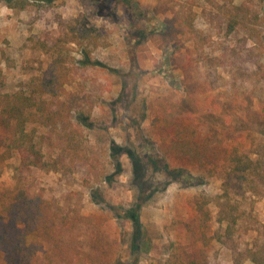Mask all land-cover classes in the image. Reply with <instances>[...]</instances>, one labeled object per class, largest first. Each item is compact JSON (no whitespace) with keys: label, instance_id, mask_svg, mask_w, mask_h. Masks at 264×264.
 <instances>
[{"label":"rangeland","instance_id":"374dc122","mask_svg":"<svg viewBox=\"0 0 264 264\" xmlns=\"http://www.w3.org/2000/svg\"><path fill=\"white\" fill-rule=\"evenodd\" d=\"M259 9L264 16V4ZM80 15L91 36L61 38ZM260 32L264 41V23ZM64 37L74 42L64 44ZM36 38L61 41L63 47L47 54ZM237 38H223L201 20L187 28L178 4L170 0L0 1V92L17 91L59 59L71 73L72 62L92 63L85 70L95 109L88 119L91 129L84 132L95 167L90 175H40L31 188L56 214L62 247L67 259L72 257L60 264H191L196 256L202 264H232L231 252L213 240V233H200V215L188 199L203 188L219 187L216 177L195 180L185 190L153 166L141 190L132 182L124 150L135 149L145 162L152 151L145 147L146 138L154 132L158 140L169 131L161 134V127L170 125L215 166L235 149L248 153L255 144L263 151L264 81H235L228 67L233 57L227 67L211 59L221 42ZM260 54L264 65V48ZM75 86L65 88L74 92ZM18 164L12 158L2 167L4 196L13 193ZM184 167L193 176L201 173ZM240 204L241 234L264 224V197L247 194ZM132 220L140 226L135 241ZM57 243L36 241L37 264H52ZM0 264H6L1 257ZM242 264L253 263L245 257Z\"/></svg>","mask_w":264,"mask_h":264},{"label":"trees","instance_id":"16d2710c","mask_svg":"<svg viewBox=\"0 0 264 264\" xmlns=\"http://www.w3.org/2000/svg\"><path fill=\"white\" fill-rule=\"evenodd\" d=\"M34 1L51 3L54 0ZM170 1L178 4L187 28H194L197 20H201L223 38L239 37L232 44L221 42L218 55L211 57L212 61L219 60L221 67H227L225 62L229 56L233 57L231 66H228L234 75L233 80L264 81L260 54L264 48L260 32L264 16L259 9L264 0ZM80 18L82 15L61 32V38L73 35L84 40L91 36L90 29L79 22ZM66 37L61 40L64 44L74 42L67 41ZM35 41L47 54L61 51L63 47L59 45L61 41L53 42L51 38V44L39 38ZM89 65H92L89 60L80 65L72 62L71 73L59 59L55 66L21 85L17 91L0 92V175L7 161L16 158L19 162L13 193L4 196L0 192V257L6 264H37L35 244L38 240L46 245L53 240L58 242L54 255L49 257L52 264L72 258L67 259V252L62 247L63 234L60 228H56L55 212L48 202L39 201V193L32 192L31 188L40 175H90L89 169L95 167V157L86 153L88 139L84 132L91 129L88 119L95 109V92L88 88L91 80L85 70ZM3 83L0 75V88ZM75 84L77 91L70 92L65 88ZM165 129L169 131L162 134ZM160 131L162 135L158 140L153 139L154 132L146 138L145 147L152 151L145 162L135 149L124 150L130 160L134 185L142 190L153 166L179 181L185 190L195 185V180L200 182L206 177H216L219 187H209V191L203 188L188 198L194 211L200 215V233H213V240L231 252L232 264H242L245 257L253 264H264V224L256 225L249 233H240L244 223L241 200L247 194L260 200L264 197V150H259L260 146L255 144L248 153L235 149L227 154L220 166H215L207 154L193 142L183 140L170 125L161 127ZM187 165L200 170V175L193 176L184 167ZM132 221L135 241L140 236V226L137 221ZM65 222L64 219L63 225ZM190 263L202 264L198 256Z\"/></svg>","mask_w":264,"mask_h":264}]
</instances>
